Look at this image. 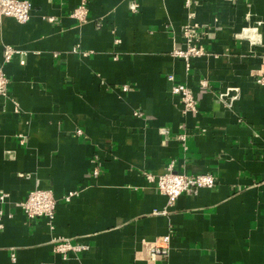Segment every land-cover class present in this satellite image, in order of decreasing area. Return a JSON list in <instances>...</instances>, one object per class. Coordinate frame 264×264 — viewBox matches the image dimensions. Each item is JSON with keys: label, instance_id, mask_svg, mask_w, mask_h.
Wrapping results in <instances>:
<instances>
[{"label": "crops", "instance_id": "obj_1", "mask_svg": "<svg viewBox=\"0 0 264 264\" xmlns=\"http://www.w3.org/2000/svg\"><path fill=\"white\" fill-rule=\"evenodd\" d=\"M29 1L27 23L0 22V66L6 44L24 52L4 65L0 95V264H264V0H196L208 54L189 70L172 54L185 48V0H139L136 13L130 0H86L85 22L72 16L82 0ZM169 74L196 113L183 114ZM172 162L218 182L169 205L145 173ZM33 189L52 191L54 230L23 212ZM165 235L169 252L154 260ZM56 238L87 248L64 258Z\"/></svg>", "mask_w": 264, "mask_h": 264}, {"label": "built area", "instance_id": "obj_2", "mask_svg": "<svg viewBox=\"0 0 264 264\" xmlns=\"http://www.w3.org/2000/svg\"><path fill=\"white\" fill-rule=\"evenodd\" d=\"M195 1L196 0H185V7L189 11V22L183 27V44L185 45V48L174 49L172 52L173 56L182 58L186 62L188 70L191 68V59L208 54V51L199 44L200 25L199 23L192 21L195 15L193 11ZM32 8L33 5L29 0H0V22L4 17H13L20 23H27L30 20ZM130 8L133 12H138L140 9L139 0H130ZM87 13V2L86 0H82L79 6L73 11L72 16L78 18L81 22H85L87 20ZM116 42L119 43L120 41L117 40ZM23 53L22 50L13 45L6 44L4 46L3 61L0 66V95L5 97L9 96V79L4 72V65L11 62L16 55H21ZM21 63L23 64L24 60H22ZM168 80L172 82V93L180 98L183 114L196 113L198 111V103L190 87L186 84L177 82L173 74L168 75ZM257 82L264 84V75L260 76V78L257 79ZM200 85L203 88L210 87L209 82L206 79L201 80ZM129 89V85H122L123 91L127 92ZM228 93V91L220 93L219 97L224 99ZM237 98L238 95L232 97L228 106H231L232 101ZM18 108V104L15 103V110L18 111ZM134 114L138 117L143 116L141 111H135ZM77 132L82 134L81 130H78ZM162 133L167 137L169 131L168 129L163 128ZM177 138L186 148L185 141L187 134L180 133ZM94 160L97 161V158ZM98 174L99 168L95 167L93 175L96 176ZM145 176L148 181L156 183L157 188L161 193L167 195L169 205H173L177 198L183 193L196 194L201 188H212L216 186L218 182L217 178L209 173L191 176L179 173L175 170L174 162L170 163L167 166L166 171L160 175L146 172ZM78 193L77 190H71L64 196V199L67 202L71 201ZM8 196L7 193L0 195V229L4 227L3 218L5 215L1 206L5 203ZM20 206L29 221L43 218L46 220L50 230L55 229L56 199L51 190L33 189L30 191L26 199L20 202ZM170 238V235H165L151 243L149 252L154 260H161L168 254ZM54 242V251L60 253L64 258L68 257L70 251H81L87 248L84 244L73 245L69 240L63 238H56L54 239Z\"/></svg>", "mask_w": 264, "mask_h": 264}]
</instances>
